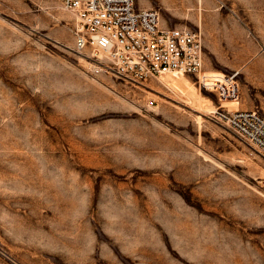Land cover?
Here are the masks:
<instances>
[{
    "label": "rangeland",
    "instance_id": "rangeland-1",
    "mask_svg": "<svg viewBox=\"0 0 264 264\" xmlns=\"http://www.w3.org/2000/svg\"><path fill=\"white\" fill-rule=\"evenodd\" d=\"M135 2L240 98L123 80L61 0H0V264H264V157L212 112L264 114V0Z\"/></svg>",
    "mask_w": 264,
    "mask_h": 264
},
{
    "label": "built area",
    "instance_id": "built-area-1",
    "mask_svg": "<svg viewBox=\"0 0 264 264\" xmlns=\"http://www.w3.org/2000/svg\"><path fill=\"white\" fill-rule=\"evenodd\" d=\"M75 18V46L104 53L103 68L117 77L142 83L163 72L196 78L200 89L215 92L220 101L240 98L236 74L205 69L204 38L187 26L165 27L153 7L135 0H61ZM218 106V117L264 157V114L256 109ZM223 109V110H220ZM264 186V180H262Z\"/></svg>",
    "mask_w": 264,
    "mask_h": 264
},
{
    "label": "bare ground",
    "instance_id": "bare-ground-1",
    "mask_svg": "<svg viewBox=\"0 0 264 264\" xmlns=\"http://www.w3.org/2000/svg\"><path fill=\"white\" fill-rule=\"evenodd\" d=\"M93 53L97 56L96 58H99V59H101V60H102V57H104V53H103V52H100V51H93ZM92 56H94V55H92ZM101 62H102V61H100V64H101ZM100 66H101V65H100ZM172 73H181V72H177V71H167V72H163V73L161 74V76H165V75L172 74ZM161 76H160V77H161ZM236 109H238V108H236ZM212 112H216V109L213 110Z\"/></svg>",
    "mask_w": 264,
    "mask_h": 264
}]
</instances>
